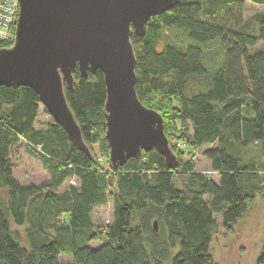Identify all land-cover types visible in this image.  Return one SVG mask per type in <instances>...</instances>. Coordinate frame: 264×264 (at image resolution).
I'll return each mask as SVG.
<instances>
[{"label":"trees","instance_id":"1","mask_svg":"<svg viewBox=\"0 0 264 264\" xmlns=\"http://www.w3.org/2000/svg\"><path fill=\"white\" fill-rule=\"evenodd\" d=\"M247 3L264 7V0L181 1L150 19L142 36L131 35L135 91L163 119L177 161L172 169L155 150L115 170L108 158H95L94 145L109 155L99 71L86 79L76 71L73 89H64L89 154L52 120L38 124L33 91L0 89V264H61V255L70 257L68 264H216L215 217L231 236L264 197V159L248 153L264 148V51L250 52L264 45V12L244 19ZM173 30L189 44L168 40ZM212 46L220 58L209 63ZM21 141L48 173L46 181L15 180L10 155ZM186 146L204 149L217 184L182 161ZM71 179L78 187L59 192ZM109 199L112 223L96 229L92 212ZM95 241L100 246L90 248ZM256 264H264V244Z\"/></svg>","mask_w":264,"mask_h":264},{"label":"water","instance_id":"2","mask_svg":"<svg viewBox=\"0 0 264 264\" xmlns=\"http://www.w3.org/2000/svg\"><path fill=\"white\" fill-rule=\"evenodd\" d=\"M181 1L187 0H17L12 45L0 49V89L33 91L70 143L89 154L64 89H73L76 71L82 79L99 71L112 170L152 150L172 169L177 161L163 119L143 106L135 91L131 35L142 36L150 19Z\"/></svg>","mask_w":264,"mask_h":264},{"label":"rangeland","instance_id":"3","mask_svg":"<svg viewBox=\"0 0 264 264\" xmlns=\"http://www.w3.org/2000/svg\"><path fill=\"white\" fill-rule=\"evenodd\" d=\"M264 7L245 4L243 17L248 19L254 14L263 13ZM167 39L175 42L178 45H187L189 42L182 32L173 30L166 33ZM264 51V45L258 43L250 50L251 53ZM208 62L212 63L213 59L220 58L219 48L212 46L210 48ZM210 69L212 65H209ZM51 118L47 115L43 107L40 106L37 122L38 124L49 123ZM93 154L96 159L108 158V154L104 153L98 145L92 147ZM183 162L191 161L195 164V171L206 174L216 184L218 177L210 172L209 162L203 157L204 149L195 151L187 146L183 149ZM249 155L262 156L264 159V148L260 145H254L248 150ZM12 171L15 180L22 185L39 184L48 179V173L42 168L40 161L32 156L27 149L24 141L13 149L10 155ZM101 169L108 170V165L101 164ZM78 182L75 179L67 180L59 189V192L66 191L70 186L78 187ZM4 197V193L0 191V198ZM209 201V198H205ZM113 207L112 201L109 199L103 207H96L92 212V222L96 229H105L112 223ZM216 228L213 235L210 254L216 264H256L257 258L260 256L264 244V197H258L253 205L248 210L246 216L239 221L235 227L234 234L226 235L222 222L218 217H215ZM23 236V229H16ZM90 248L96 249L100 246V241L91 243ZM61 264L71 262L70 257L61 255L59 257Z\"/></svg>","mask_w":264,"mask_h":264},{"label":"built area","instance_id":"4","mask_svg":"<svg viewBox=\"0 0 264 264\" xmlns=\"http://www.w3.org/2000/svg\"><path fill=\"white\" fill-rule=\"evenodd\" d=\"M18 11L17 0H0V44L8 43L12 40L11 35L15 31ZM36 151L40 152L39 149H36Z\"/></svg>","mask_w":264,"mask_h":264}]
</instances>
